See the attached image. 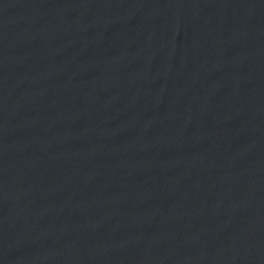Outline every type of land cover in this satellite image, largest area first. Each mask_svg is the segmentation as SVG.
Returning a JSON list of instances; mask_svg holds the SVG:
<instances>
[{
    "label": "water",
    "instance_id": "water-1",
    "mask_svg": "<svg viewBox=\"0 0 264 264\" xmlns=\"http://www.w3.org/2000/svg\"><path fill=\"white\" fill-rule=\"evenodd\" d=\"M0 264H264V0H0Z\"/></svg>",
    "mask_w": 264,
    "mask_h": 264
}]
</instances>
